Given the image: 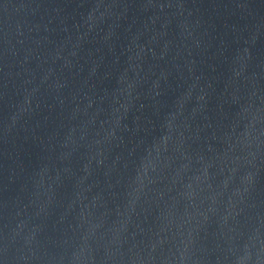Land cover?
Masks as SVG:
<instances>
[{
	"label": "water",
	"instance_id": "water-1",
	"mask_svg": "<svg viewBox=\"0 0 264 264\" xmlns=\"http://www.w3.org/2000/svg\"><path fill=\"white\" fill-rule=\"evenodd\" d=\"M0 264H264V0H0Z\"/></svg>",
	"mask_w": 264,
	"mask_h": 264
}]
</instances>
